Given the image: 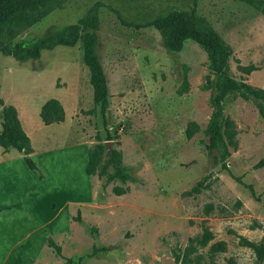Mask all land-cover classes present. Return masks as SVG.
I'll return each mask as SVG.
<instances>
[{
  "label": "rangeland",
  "instance_id": "1",
  "mask_svg": "<svg viewBox=\"0 0 264 264\" xmlns=\"http://www.w3.org/2000/svg\"><path fill=\"white\" fill-rule=\"evenodd\" d=\"M96 4L98 55L109 90L105 124L79 41L25 61L0 52V99L18 108L32 155L46 177L41 181L34 172L20 171L25 189L16 220L35 231L29 245H0V264H63L64 257L72 264H264L245 243H264V167L254 166L264 157V120L251 101L234 93L225 97L220 119L235 122L237 148L229 149L223 168L218 150L206 148L213 109L211 89L203 85L214 74L205 51L191 40L171 51L152 26L122 22L144 23L174 10H193L231 46L229 75L264 88V15L240 0H65L13 43L30 46L87 22ZM82 27L89 29L85 23ZM239 64L257 69L245 74ZM49 98L63 105V123L43 124L39 112ZM191 120L199 131L186 139ZM106 128L112 139H105ZM75 142L86 147L101 142L105 154L120 150L133 179L86 178L85 160L76 162L70 148ZM56 147L70 149L52 163L45 152ZM199 181L201 190L188 193ZM114 186L128 191L116 195ZM55 198L68 203L53 200L49 206ZM204 225L213 238L200 246L195 238ZM49 236L62 256L48 246ZM218 241L225 249L212 253Z\"/></svg>",
  "mask_w": 264,
  "mask_h": 264
},
{
  "label": "trees",
  "instance_id": "2",
  "mask_svg": "<svg viewBox=\"0 0 264 264\" xmlns=\"http://www.w3.org/2000/svg\"><path fill=\"white\" fill-rule=\"evenodd\" d=\"M65 0H0V52L16 59L25 61L39 58L43 50H51L56 46H74L78 41L81 43V54L84 64L88 68L89 80L93 89V101L99 108L104 124L106 123V110L109 106V90L102 62L98 55V28L99 17L97 4L90 11V20H81L77 24L69 25L54 37H42L30 46L21 43H13V40L24 30L39 22L53 10L61 7ZM256 6L264 15V0H240ZM262 6L259 7V4ZM127 26L143 27L152 26L159 31L164 46L171 51H180L185 42L191 40L201 47L208 58V67L214 74V79H207L203 89H211L210 104L212 114L205 129L208 142L207 150H218L219 161L223 168H226V159L230 156V148H237V129L235 122L226 117L221 120L222 104L229 94H237L245 100L251 101L258 114L264 120V88L255 87L244 81H237L228 73L229 60L232 57V48L225 42L222 36L212 27L210 22L195 11L174 10L166 15L156 17L144 23H130L122 20ZM89 29L84 30L82 25ZM238 68L245 74H250L257 67L253 64L238 65ZM186 89V88H184ZM39 116L46 125L60 123L65 119V111L61 102L56 98L47 99L41 106ZM0 118L2 129L0 131V146L8 151L16 149L23 154V159L30 170L37 172L40 179L44 178V172L33 157L32 146L29 136L25 133L15 106L4 104L0 99ZM199 131L197 122L188 121L184 130L186 139H191ZM113 135L106 128V138L112 139ZM255 168L264 167V157L255 163ZM113 172H108L109 168ZM86 172L89 175H96L98 178L106 176V180L118 178L122 182L132 180L133 176L128 172L122 163L120 150L112 149L105 154V146L97 142L89 146L87 152ZM203 183L197 182L188 193L199 192ZM128 187L114 186L113 192L116 195L125 194ZM252 194L255 196L254 191ZM211 206H207L206 212ZM3 210L0 209V212ZM79 220V216L75 217ZM213 238L209 227L204 225L202 234L195 238L200 246H206ZM248 246L258 251V257L264 258V243L257 245L246 241ZM47 244L54 252L62 256L61 246L51 237L47 238ZM225 249L224 241H218L211 245L212 253ZM70 257H64L63 264H72Z\"/></svg>",
  "mask_w": 264,
  "mask_h": 264
},
{
  "label": "crops",
  "instance_id": "3",
  "mask_svg": "<svg viewBox=\"0 0 264 264\" xmlns=\"http://www.w3.org/2000/svg\"><path fill=\"white\" fill-rule=\"evenodd\" d=\"M4 104H8V103L4 101ZM16 110L18 112V117L20 119L21 125L25 133L28 135L29 133L25 129L18 108H16ZM53 124H59V123H52L49 125L44 124V125L50 126ZM1 129L2 126H1V118H0V131ZM31 146H32V142H31ZM70 148H74L73 156L76 157V162L79 160V158L80 161L85 160L84 166L86 171L87 152L89 147H86L85 145L75 142V145ZM70 148L56 147L54 149L47 150L45 153H49L52 162L53 160L61 159L64 156V150ZM32 149H33L32 154H34L35 152L34 148L32 147ZM14 150L17 151L16 149H12V148H10L8 151H5L0 146V209L3 208V210L0 212V245H7V246L18 245L21 248L22 243H25V245H29L33 237L31 234H33L35 230L34 227L30 228V225L27 222L21 223V222H17L16 220V215L19 213V210L22 205V191L23 189H25L22 188V185L20 183L19 173L21 170H25L27 172L28 171L34 172L35 175H37V172L34 170H30L27 167L23 159V154L21 152L19 151L14 152ZM38 165L40 166L39 163ZM78 165H75L74 168L78 167ZM84 174L86 178L90 176L87 172H85ZM38 179L41 181L46 180L45 174L43 179H40L39 177ZM53 200L59 202L60 204L68 203L67 201H63L61 199L55 198L47 202L49 203V206ZM27 215L28 213L26 214V216ZM5 248L6 250H10V251L12 250L10 249V247H5Z\"/></svg>",
  "mask_w": 264,
  "mask_h": 264
},
{
  "label": "water",
  "instance_id": "4",
  "mask_svg": "<svg viewBox=\"0 0 264 264\" xmlns=\"http://www.w3.org/2000/svg\"><path fill=\"white\" fill-rule=\"evenodd\" d=\"M107 143H109V142H107Z\"/></svg>",
  "mask_w": 264,
  "mask_h": 264
}]
</instances>
